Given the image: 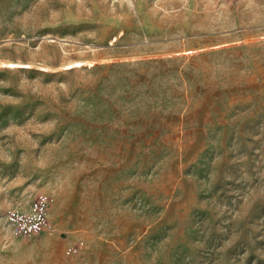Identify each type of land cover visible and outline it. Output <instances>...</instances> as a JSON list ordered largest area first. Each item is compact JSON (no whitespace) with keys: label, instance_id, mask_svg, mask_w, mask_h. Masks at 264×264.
<instances>
[{"label":"rangeland","instance_id":"obj_1","mask_svg":"<svg viewBox=\"0 0 264 264\" xmlns=\"http://www.w3.org/2000/svg\"><path fill=\"white\" fill-rule=\"evenodd\" d=\"M0 264H264V0H0Z\"/></svg>","mask_w":264,"mask_h":264},{"label":"bare ground","instance_id":"obj_2","mask_svg":"<svg viewBox=\"0 0 264 264\" xmlns=\"http://www.w3.org/2000/svg\"><path fill=\"white\" fill-rule=\"evenodd\" d=\"M83 63V62H82ZM82 63L81 62H78V63H76V65L78 66H80V65H82ZM73 64H75V63H73Z\"/></svg>","mask_w":264,"mask_h":264}]
</instances>
